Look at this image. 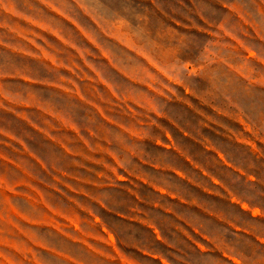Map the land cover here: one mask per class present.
<instances>
[{"label": "rangeland", "instance_id": "374dc122", "mask_svg": "<svg viewBox=\"0 0 264 264\" xmlns=\"http://www.w3.org/2000/svg\"><path fill=\"white\" fill-rule=\"evenodd\" d=\"M84 1L0 0V264H264V0Z\"/></svg>", "mask_w": 264, "mask_h": 264}, {"label": "crops", "instance_id": "0c3cea01", "mask_svg": "<svg viewBox=\"0 0 264 264\" xmlns=\"http://www.w3.org/2000/svg\"><path fill=\"white\" fill-rule=\"evenodd\" d=\"M122 1H124L123 3H126L127 4V2H129L130 0H122ZM82 4H83L82 5V8L85 9V10H92V9H94V7H92L90 5V4H92V2H90V4H89V2H87V0H85ZM96 8H99L100 9V6L99 7H96ZM125 8H128V7H125ZM97 24L100 25V21ZM185 162H186V164H188V166H190L192 168H195V166H196L194 164V162L191 159H189V158L188 159L186 158ZM200 171L201 170H198V172H200ZM176 172H178V174H179L178 177H180V179L186 181L187 184L192 185V187H200L198 185V181H195V179L192 176H190L185 169H182L181 171H176ZM203 172H205V171H203ZM203 172L201 171L200 174H202ZM145 182L148 183V184H150L154 188V190H156L160 194H169V195L170 194H175V193L169 191L167 188L163 187L161 184L155 183L152 180L151 181L150 180L148 181V179H147V180H145ZM213 183L217 186V184L215 183L214 179H213ZM206 193L208 195H210V196H213V197H215L214 195L221 196V194H216V192H213L211 190H207ZM173 197H174V195H173ZM223 199L225 200V198H223ZM218 200L219 201H222V197L218 198ZM180 203L182 205H184V206H187V205H195L198 208L205 209V207L202 206L201 204H199L198 202L191 201L188 198H181L180 199ZM230 203L233 204L234 203V200L233 199H230ZM236 203H238L236 205H238V207H240V209L247 211V209L244 208L245 206H244V203L242 201H237ZM239 203H240V205H239ZM168 213H171V212H168ZM213 216L215 218L219 219V220H223L224 219L222 216H220V212H217V211L213 213ZM149 226H151V228L154 229V232L156 233V236L158 238H161V235L159 233L160 232L159 228H157L156 225L155 224H152V223H150ZM196 231H197V229H196Z\"/></svg>", "mask_w": 264, "mask_h": 264}]
</instances>
